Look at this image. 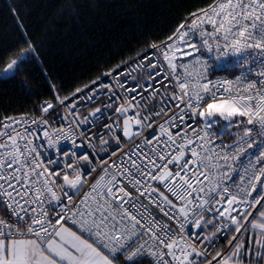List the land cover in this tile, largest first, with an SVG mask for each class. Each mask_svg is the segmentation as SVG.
Returning <instances> with one entry per match:
<instances>
[{"label":"snow or ice","instance_id":"1","mask_svg":"<svg viewBox=\"0 0 264 264\" xmlns=\"http://www.w3.org/2000/svg\"><path fill=\"white\" fill-rule=\"evenodd\" d=\"M190 15L169 37L173 43L151 44L160 56L146 66L142 56L125 80L117 73L115 84L99 83L70 104L55 96L56 104L40 106L38 120L0 121V208L7 216H0V264H245L242 253L247 264H264V0H214ZM25 43L31 51L11 59L4 76L15 79L36 61ZM202 49L217 60L250 52L241 63L257 65L258 83L212 82ZM177 53L194 57L196 70L174 62ZM164 81H175L171 93L157 95ZM96 100L103 110L81 118L78 101L87 108ZM157 118H164L158 128ZM48 119L67 120L68 128L44 131L37 144L41 137L29 127ZM101 122L107 131L89 134ZM231 127L238 131L225 142ZM123 138L139 142L124 152ZM62 141L71 149L62 150ZM224 237L228 251L214 252Z\"/></svg>","mask_w":264,"mask_h":264},{"label":"trees","instance_id":"2","mask_svg":"<svg viewBox=\"0 0 264 264\" xmlns=\"http://www.w3.org/2000/svg\"><path fill=\"white\" fill-rule=\"evenodd\" d=\"M213 2L0 0V121L37 114L44 103L55 104V96H71L152 43L165 41L190 14ZM26 39L35 48L36 61L15 79L4 76L11 59L31 51ZM227 247L222 244L217 251Z\"/></svg>","mask_w":264,"mask_h":264},{"label":"built area","instance_id":"3","mask_svg":"<svg viewBox=\"0 0 264 264\" xmlns=\"http://www.w3.org/2000/svg\"><path fill=\"white\" fill-rule=\"evenodd\" d=\"M209 7H210V5L208 7H206V8H204V9H207ZM199 12L200 11H198L196 13H199ZM190 20H191V16H189L183 22V23H185L186 27L188 26V23H190ZM207 27L210 29L211 26L209 25ZM177 29H176V31H177ZM176 31L171 36L175 35ZM165 42L173 43L168 38L165 41H162L160 43H152V44H158V45L163 46V44ZM192 42L199 44V42H200L199 36L198 35L193 36ZM177 43H179V42H177ZM201 51L203 52L204 58L209 61L207 77L212 82L215 83V82H219V81H235L237 79L243 80V79L246 78L247 80H251L253 82H257L258 83L259 78L254 75V72H255V69H256L257 65L255 63H253L251 60H249L248 63H243V64L241 63L242 61H244L246 55H248V56L251 55L250 52L242 54V55H235V56L229 55V56H226V57H222L220 60H217L215 58V54L214 53L212 55H209L207 52H204L203 49ZM152 54H155V55H152ZM199 55H200L199 53L195 54V56H199ZM142 56H146L147 57V60L144 61V65L146 66L152 60H156L157 57L160 56V53L156 49H154L152 47H149L148 50H146L142 54L136 56L130 62H128V63H126V64H124V65H122V66H120V67H118V68H116L114 70L105 72L98 79H96L92 83H90V84L84 86L83 88H81L82 91L76 92L75 96H73V94L71 96H69V99L66 100L65 103L66 104H70L72 102V100L76 99L77 96H84V94L86 92H88L90 88H95L97 86V84L102 83L104 81H108L110 83L115 84V81L112 79V77L116 76L117 73H121V75H119V77H118L119 80H121V81L125 80V75L123 73H126L130 69V67L134 68L135 67L134 62L135 61H139ZM174 62H176L177 64H181L182 62L183 63H187L190 66V68L193 69V71L196 70L195 69V58L194 57H181L179 55V53H177L175 58H174ZM161 65H163V66H161ZM157 67L160 68L162 75L167 74L165 72V69L167 68V62L166 61H162L161 60L159 63H157ZM249 69L252 70L253 74L247 75V77H245V74L249 72ZM182 71H183L182 68H178L177 69L178 73H181ZM108 73H111L112 75L109 76V75H107ZM139 74H140V69L137 68L136 71L133 73V75L139 76ZM159 79H160V77L156 78V80H159ZM181 79H184L183 75H181ZM156 80L150 81V83L156 84ZM145 81H147L146 77L142 80V82H145ZM134 82L135 81L131 77L128 78L129 85H131ZM174 83H175V81H172L171 84H168V81H164L161 84H157L156 86L159 87L160 90H161V92L157 93V95H160L161 93H164V92L171 93L172 84H174ZM164 84H168V88L167 89H165ZM150 90L151 89H149V91ZM100 91L101 92H106L107 89H100ZM221 91H222V89H221ZM128 95H129V97H131V96L134 95V93H129ZM100 99H105L106 100V98H104V97H101ZM123 102L124 101L122 99L121 100H117L116 104H114L113 107L115 108L117 105H119L120 103H123ZM155 102L158 103V101H155ZM87 103H89L91 106L87 107V108L81 107V105L85 104V101H78V103H77V108L79 109L81 118L84 117V116H87L89 114V112L93 111L96 106L101 107L102 110H103V104L100 103V100H96V102L94 104L92 102H87ZM132 103L135 104V101L133 100ZM45 104L46 103H44L43 105H45ZM176 111H178V110L173 107L172 108V113H175ZM64 114H66L65 110L63 109V106H61V115H64ZM41 115H42V113H41V111H39V113H37V114H18V115L7 116V117H4V118L14 117V118H16L18 120L31 121L33 119H37L38 120ZM128 115L129 116L133 115V112L129 111ZM163 119L164 118H157V120H158V123L156 125L157 128H158V124L163 122ZM115 120H116V117H113L111 121H108L107 119H105L104 122L114 123ZM104 122H101L99 128H97L95 125H93L89 134H91V132L107 131L106 129L103 128V123ZM18 127H21V126L18 125ZM60 127L68 128V121L64 120V119H61L59 121H56L54 119H48V125H45V126L42 127L40 124H31L30 127H29V131L35 132L37 136L41 137L40 140H35L34 141L35 143L40 144V143H44V141H43V132L44 131H50L52 129H56V128H60ZM85 127H87V126H85ZM249 127H251V126H249ZM152 130L154 131V130H156V128H154ZM145 131L147 132L149 130L146 129ZM236 132H237V128H236L235 131L233 130V127L229 128L228 135L226 134L223 137V140L225 142L231 143L232 142V136ZM93 142H96L95 138H94ZM138 142H139L138 140H135L134 142L130 143V142L127 141V138H123L122 143H123L124 152H127L130 148L135 146V143H138ZM216 143L219 144L220 141L217 140ZM60 147H61L62 150H69V149H71V144H70V142L62 141L61 144H60ZM100 149H101V146L98 144L97 148H96V151L100 152ZM84 151L85 152H91V149H89L88 147H85ZM249 151H252V150L250 149ZM123 154L124 153L121 152V153H119L118 156L112 157V159L113 160H118L120 158V156H123ZM101 155H104V153L101 152ZM241 159H243V157H241ZM81 163H83V162H81ZM110 163H111V161H110ZM105 167H107V165H105ZM96 175H97L96 172H93L91 174V176L89 177V184L95 179ZM87 188H88V186L85 185V191H87ZM83 195H84V193H81V197ZM253 195H255V193ZM253 215H255V213H253ZM0 216H3L4 219H7V216L4 214L2 208H0ZM224 239H227V237H224L223 239L217 241V245L213 249L214 252L217 251L219 246L223 244ZM227 251H228V247H227V249L224 252H227ZM144 259H145V261L147 260V258H144Z\"/></svg>","mask_w":264,"mask_h":264},{"label":"crops","instance_id":"4","mask_svg":"<svg viewBox=\"0 0 264 264\" xmlns=\"http://www.w3.org/2000/svg\"><path fill=\"white\" fill-rule=\"evenodd\" d=\"M249 235H252L251 233H249ZM253 238H258L255 236V234L252 235ZM243 260L245 261V264H247V258L243 256ZM121 264H123V261H121Z\"/></svg>","mask_w":264,"mask_h":264},{"label":"rangeland","instance_id":"5","mask_svg":"<svg viewBox=\"0 0 264 264\" xmlns=\"http://www.w3.org/2000/svg\"><path fill=\"white\" fill-rule=\"evenodd\" d=\"M221 123L223 124V122H221ZM222 124H221V126H222ZM251 234L253 235V233H251ZM245 239H247V237H245ZM242 254H243V253H242ZM242 254H241V255H242Z\"/></svg>","mask_w":264,"mask_h":264},{"label":"water","instance_id":"6","mask_svg":"<svg viewBox=\"0 0 264 264\" xmlns=\"http://www.w3.org/2000/svg\"><path fill=\"white\" fill-rule=\"evenodd\" d=\"M4 73V72H3Z\"/></svg>","mask_w":264,"mask_h":264}]
</instances>
